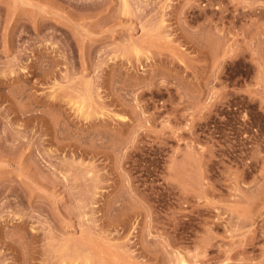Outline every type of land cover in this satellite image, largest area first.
Returning a JSON list of instances; mask_svg holds the SVG:
<instances>
[{"label": "rangeland", "instance_id": "374dc122", "mask_svg": "<svg viewBox=\"0 0 264 264\" xmlns=\"http://www.w3.org/2000/svg\"><path fill=\"white\" fill-rule=\"evenodd\" d=\"M0 264H264V0H0Z\"/></svg>", "mask_w": 264, "mask_h": 264}]
</instances>
